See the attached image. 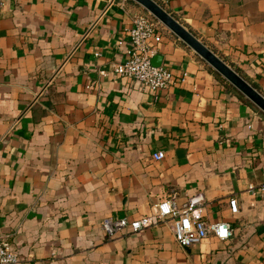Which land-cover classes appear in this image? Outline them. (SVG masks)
<instances>
[{
    "label": "crops",
    "instance_id": "0c3cea01",
    "mask_svg": "<svg viewBox=\"0 0 264 264\" xmlns=\"http://www.w3.org/2000/svg\"><path fill=\"white\" fill-rule=\"evenodd\" d=\"M157 1L264 93V0ZM140 10L0 0V231L16 264H264V115L162 23L151 61L186 81L155 93L115 73ZM196 192L229 238L182 246L171 218L101 226Z\"/></svg>",
    "mask_w": 264,
    "mask_h": 264
},
{
    "label": "built area",
    "instance_id": "2783aa9c",
    "mask_svg": "<svg viewBox=\"0 0 264 264\" xmlns=\"http://www.w3.org/2000/svg\"><path fill=\"white\" fill-rule=\"evenodd\" d=\"M161 26L162 24L149 12L142 10L133 12L126 32L127 45L124 57L112 64L115 73L127 76L141 88H147L155 93L164 90L173 82H184L189 76L187 70L176 73L165 64L152 63L151 56L162 38ZM164 154V150H156L151 153V158L160 159ZM204 202L202 192L188 195L181 205L177 204L171 195L154 202L150 213L139 218L129 221L125 216L117 218L104 216L101 226L111 235L122 227L139 230L171 218L174 239L182 246L197 243L210 233L221 239L229 238L232 234L230 222L206 220L201 213ZM229 205L232 211H236L237 199L230 198ZM18 259L17 250L9 241L8 234L0 231V264H16Z\"/></svg>",
    "mask_w": 264,
    "mask_h": 264
},
{
    "label": "water",
    "instance_id": "95a60500",
    "mask_svg": "<svg viewBox=\"0 0 264 264\" xmlns=\"http://www.w3.org/2000/svg\"><path fill=\"white\" fill-rule=\"evenodd\" d=\"M155 17L166 28L178 36L185 44L192 48L222 77L248 98L264 113V93L253 86L234 67L219 56L203 40L196 36L189 28L167 11L157 0H134Z\"/></svg>",
    "mask_w": 264,
    "mask_h": 264
},
{
    "label": "trees",
    "instance_id": "16d2710c",
    "mask_svg": "<svg viewBox=\"0 0 264 264\" xmlns=\"http://www.w3.org/2000/svg\"><path fill=\"white\" fill-rule=\"evenodd\" d=\"M143 11H145V12H148L147 10H145L144 8H143ZM213 69V68H212ZM235 70H237L236 68H235ZM213 71L220 77V79L223 81V82H225L226 84H228L239 96H241V97H243L246 101H248L249 103H251V104H253L248 98H246L240 91H238L232 84H230L224 77H222L216 70H214L213 69ZM238 71V70H237ZM244 77V76H243ZM253 84V86H255V87H257L254 83H252ZM258 109V108H257ZM263 115H264V113L260 110V109H258Z\"/></svg>",
    "mask_w": 264,
    "mask_h": 264
}]
</instances>
